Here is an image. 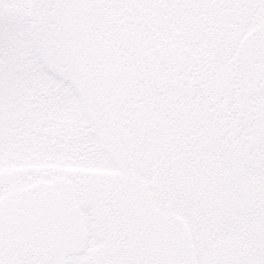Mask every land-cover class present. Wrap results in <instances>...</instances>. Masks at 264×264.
Instances as JSON below:
<instances>
[{
    "label": "snow or ice",
    "instance_id": "1",
    "mask_svg": "<svg viewBox=\"0 0 264 264\" xmlns=\"http://www.w3.org/2000/svg\"><path fill=\"white\" fill-rule=\"evenodd\" d=\"M0 264H264V0H0Z\"/></svg>",
    "mask_w": 264,
    "mask_h": 264
}]
</instances>
